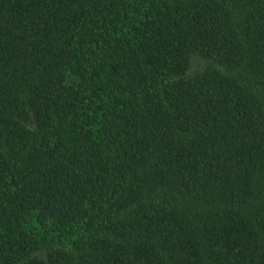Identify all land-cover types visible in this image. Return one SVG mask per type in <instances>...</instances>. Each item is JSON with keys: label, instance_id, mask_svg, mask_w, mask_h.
Masks as SVG:
<instances>
[{"label": "trees", "instance_id": "16d2710c", "mask_svg": "<svg viewBox=\"0 0 264 264\" xmlns=\"http://www.w3.org/2000/svg\"><path fill=\"white\" fill-rule=\"evenodd\" d=\"M0 264H264V0H0Z\"/></svg>", "mask_w": 264, "mask_h": 264}]
</instances>
